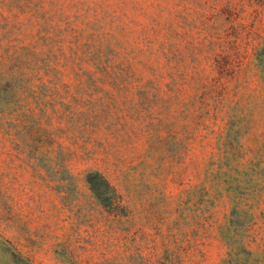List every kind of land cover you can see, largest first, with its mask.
Returning <instances> with one entry per match:
<instances>
[{"label":"rangeland","instance_id":"374dc122","mask_svg":"<svg viewBox=\"0 0 264 264\" xmlns=\"http://www.w3.org/2000/svg\"><path fill=\"white\" fill-rule=\"evenodd\" d=\"M0 264H264V0H0Z\"/></svg>","mask_w":264,"mask_h":264},{"label":"trees","instance_id":"16d2710c","mask_svg":"<svg viewBox=\"0 0 264 264\" xmlns=\"http://www.w3.org/2000/svg\"><path fill=\"white\" fill-rule=\"evenodd\" d=\"M86 181L91 186L92 191L99 200L107 199L105 193L110 192L109 182L97 172H89L86 176Z\"/></svg>","mask_w":264,"mask_h":264}]
</instances>
